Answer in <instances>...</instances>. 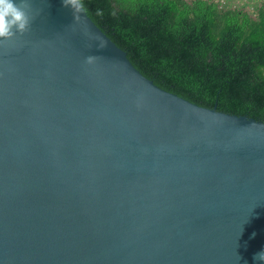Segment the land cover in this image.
Segmentation results:
<instances>
[{"label": "water", "instance_id": "95a60500", "mask_svg": "<svg viewBox=\"0 0 264 264\" xmlns=\"http://www.w3.org/2000/svg\"><path fill=\"white\" fill-rule=\"evenodd\" d=\"M0 264H264V122L159 88L79 0H0Z\"/></svg>", "mask_w": 264, "mask_h": 264}, {"label": "trees", "instance_id": "16d2710c", "mask_svg": "<svg viewBox=\"0 0 264 264\" xmlns=\"http://www.w3.org/2000/svg\"><path fill=\"white\" fill-rule=\"evenodd\" d=\"M79 2L159 88L264 122V7L251 15L213 0Z\"/></svg>", "mask_w": 264, "mask_h": 264}, {"label": "clouds", "instance_id": "9594fccd", "mask_svg": "<svg viewBox=\"0 0 264 264\" xmlns=\"http://www.w3.org/2000/svg\"><path fill=\"white\" fill-rule=\"evenodd\" d=\"M223 3L221 2V0H213V2H215L216 4L219 5V8L221 9H241L242 10V7H245L243 8V10L247 11L248 13H250L251 15H256L258 10L261 8V7H264L263 4H264V0L260 1L258 3V5L256 6V9L254 12H251L245 3H243L241 0H222ZM199 106V105H198ZM205 108V107H204ZM210 109V108H209ZM214 109V108H212ZM220 112V111H219ZM224 113V112H223ZM227 114V113H226Z\"/></svg>", "mask_w": 264, "mask_h": 264}, {"label": "built area", "instance_id": "2783aa9c", "mask_svg": "<svg viewBox=\"0 0 264 264\" xmlns=\"http://www.w3.org/2000/svg\"><path fill=\"white\" fill-rule=\"evenodd\" d=\"M243 3L246 4L247 8L251 11L254 12L256 9V6L258 5V3L262 0H241ZM221 2L223 3V1L221 0Z\"/></svg>", "mask_w": 264, "mask_h": 264}, {"label": "rangeland", "instance_id": "374dc122", "mask_svg": "<svg viewBox=\"0 0 264 264\" xmlns=\"http://www.w3.org/2000/svg\"><path fill=\"white\" fill-rule=\"evenodd\" d=\"M245 8V7H242V9Z\"/></svg>", "mask_w": 264, "mask_h": 264}]
</instances>
